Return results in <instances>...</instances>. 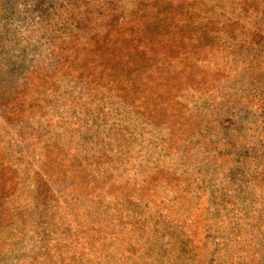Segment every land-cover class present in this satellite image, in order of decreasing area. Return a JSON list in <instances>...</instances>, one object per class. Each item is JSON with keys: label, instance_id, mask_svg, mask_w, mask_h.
<instances>
[{"label": "rangeland", "instance_id": "rangeland-1", "mask_svg": "<svg viewBox=\"0 0 264 264\" xmlns=\"http://www.w3.org/2000/svg\"><path fill=\"white\" fill-rule=\"evenodd\" d=\"M263 3L0 0V264H43V252L48 249L44 242L49 239L50 249L60 243V226L69 224L71 218L59 217L47 226L44 213L37 219L41 226L37 230V223H18L20 218L6 211L10 204L33 200L37 205L33 209L41 214L46 202L43 194L37 193L41 187L52 191L59 206L64 202L77 212L82 210L80 200L96 199L98 203L121 192L118 206L108 215L114 217L110 218L111 226L106 225L108 237L101 244L100 239L88 241L93 251L84 264L88 260L94 264H220L218 230L229 215L228 207L223 210V203L205 190L207 184L199 185L197 175L190 182L178 183L177 179L194 173L200 161H213V167L221 169L217 143L226 137V149L232 150L230 127L251 128L258 120L240 110L250 92L249 77L237 79L242 69L234 65L226 64L230 69L222 73V63L235 54L238 34L232 35V31L240 24L237 13L245 16L248 9L263 8ZM52 17L51 24H64L57 33L49 22ZM252 24H241L244 33L251 31ZM219 38L227 40L224 50L211 51ZM56 68L71 70L57 95L47 90L46 83ZM44 90L50 96L49 103L57 100L64 116L62 112L61 116L52 114L58 111L56 106H48L47 100L39 102L37 96ZM78 96L84 98L76 111L73 100ZM82 111L95 117L97 129L105 124L108 129L115 126L112 133L122 142L105 151L106 157L113 158L105 165L109 170L91 175L84 184L47 172L49 165L61 163L46 153L48 144L43 141L48 132L62 142H74L76 135H84L74 123L85 118ZM64 120L67 122L61 125ZM68 122L73 124L66 126ZM127 126H132L133 133L128 132L130 139L122 141ZM38 127H44L45 132ZM206 131L208 137L202 134ZM16 145L19 152H15ZM188 149V157L181 155ZM192 150H196L195 162ZM11 151L16 153L11 155L13 159H4L5 152ZM119 155L123 156L121 162L114 160ZM32 157L45 172V179L51 181L50 187L44 177L38 180L27 175L26 163L30 164ZM32 166L36 168L35 162ZM146 167L148 178L138 181L132 177ZM229 178L232 182V174ZM132 180L135 184H130ZM125 197L133 199L135 208L126 216L123 226L128 224L127 232L117 228L115 219ZM10 226L23 234L11 251L2 249L3 234ZM50 230L55 233L51 238Z\"/></svg>", "mask_w": 264, "mask_h": 264}, {"label": "trees", "instance_id": "trees-1", "mask_svg": "<svg viewBox=\"0 0 264 264\" xmlns=\"http://www.w3.org/2000/svg\"><path fill=\"white\" fill-rule=\"evenodd\" d=\"M257 1L258 3L260 1L264 2V0ZM54 19L55 17L49 19L50 24ZM236 20L239 21L240 24L234 25L236 30L232 31V35L235 33L238 34L237 39L234 41L235 54L231 58L223 60L224 62L222 65H225L222 73L228 72V69H230L228 66L234 65L233 68L242 69L237 79L241 78V76L249 77L250 92L245 96L246 100L243 102L240 110L243 114L252 115L258 118V120L254 122L251 128H246L241 125H236L235 128L230 127L229 137L231 145L234 147L232 150L226 149V139H228L226 137L217 143V147L221 151L219 155L222 163L221 169L216 170V168L213 167V161H207L205 164H203V161H200L201 163L198 165L199 167L193 171L194 173L189 172L188 174L181 175L177 179V182H190L192 177L197 175L199 185L202 186L205 185V183L207 184L205 190L212 192L216 199L223 203V210L225 207H228L229 215H226L221 221L218 230L217 256L220 260V264H264V7L248 9L247 15L245 16L241 15V11H239ZM245 21H253L252 29L248 33H244L242 30L241 24ZM63 25L62 23L59 26L51 24L52 30L56 29L55 32L57 33L58 28ZM226 38L227 36H222V39ZM226 41L219 38L218 46H212L211 51H213V49L223 51L227 44ZM96 47L100 48L97 45ZM54 71L55 72L49 73L46 83L47 90L57 95V92L61 90L63 85L62 82L70 77L71 70L66 72L60 68H56ZM84 96H78L73 100L76 111H79V108H81ZM49 97L46 90L37 96L40 103L44 104V101L47 100L48 106H56L55 112L58 111V113L52 114L61 116L62 112L64 116V110L59 108L57 100H53L51 104L48 100ZM222 107L228 108L229 106L222 105ZM37 108L38 112L41 111V105L37 106ZM82 113L85 115L84 119L74 120L75 129L77 130V127L79 129L82 128L81 132L84 133V135H76L78 141L63 140L62 142V140H58V137L50 134V132L46 133V137L43 138V141L48 144H45L47 145V147H45L46 153L53 156L54 161L61 163V165L57 167L49 165L47 172L54 177L58 174H62L65 180H69L72 183H76L77 180H80L79 183L84 184L89 183L87 179L92 177L93 174L103 171L102 169L109 170L105 168V165H109L113 158L106 157L105 151L116 143L122 145V142L120 141L121 139L119 140V137L114 136L112 133L117 130V128H114L115 126L111 124L108 129L105 124L102 128L97 129L93 122L95 121V117L85 113V111H82ZM14 118H16L15 115ZM239 120L243 121L244 119L240 118ZM66 122L67 121L64 120L61 125H64ZM70 124L73 123L68 122L66 126ZM143 127H146V125H142L141 128ZM38 128H40L41 132H43V130L45 132L44 127ZM127 129V136H123L122 141L130 139V133L128 132L132 130L133 133L132 126H127ZM209 130H211V127L208 125V131ZM94 131L97 133L96 136L92 135ZM208 131L205 133L202 132L203 136L208 137L206 135ZM94 138L96 142H94ZM61 144H63L61 148H56ZM64 147H66V149L73 147L74 149H72L71 152H64L66 150H63ZM50 148L52 150H50ZM116 148L119 150L120 146ZM172 148H174V145H172ZM15 149V152L20 151L18 145L15 146ZM8 150L10 151V149ZM15 152H5L3 158L5 159L8 157L9 160L13 159L11 155H15ZM188 152L189 149L180 154L188 157ZM194 153L196 154V150L190 152L192 156ZM19 155H21V153ZM122 157V155H119L114 160L121 162L120 159ZM196 159L199 158L197 157ZM35 160L36 159L32 157L31 163H26L27 175L29 177L36 176V179L40 180V176L44 177L43 173L45 172L39 168V164H36L37 160ZM193 161H196L195 156H193ZM34 162L36 168L32 166ZM99 164L102 168L98 167ZM166 168H168V165ZM148 174L149 171L146 167L138 176L136 173H133L132 177H138V181H140L148 178ZM231 174L233 176L232 182L229 178ZM250 177L251 179L247 181ZM45 178L46 177L42 180L46 183L47 187H50L51 181ZM58 181V185H61V180L58 179ZM135 181L132 180L130 184H135ZM76 187L77 185L75 188ZM81 190H84V186L81 187ZM72 191L73 190H71V193ZM37 193L43 194V198L46 201L43 205L44 209L41 214L37 208L33 209V206H37L32 204L33 200H29L25 201L23 204L17 203L6 206V211H9H7L8 215H12V217L16 219L20 218L18 223H31L34 225L37 223V219L42 217L45 213L43 220L47 223V226H50L52 222L54 220L56 221L59 217H61V219L64 217L68 219L71 218L68 222L69 224L60 226L62 233L60 234V243L58 245H53V248L50 249L48 246L50 245L49 239L44 242L43 247L48 249H45L43 252L46 256V261L43 262V264H84L86 261L85 257H89L88 255L90 254L92 256L91 252L93 251V246H91L88 241L93 238L100 239L98 243L101 244L103 242L102 239L108 237L109 232L106 229V225L111 226V224H109L110 218H114L108 215L114 211L111 208L118 206L117 201L121 200V192L118 191L117 194L98 203L96 199H86L87 203L80 200L79 202L83 204V206L82 210L80 209L79 212H77V210H72V208L67 205L64 206V202H61L59 206L56 196L52 194L50 189H43L41 187L38 189ZM58 193H61V189ZM202 195H204V193ZM96 203L97 206L95 205ZM133 205V199L129 197H125L120 203L121 210L118 209L120 213L116 215L119 216V218L115 216V219L119 222L117 228H119L120 231L124 230V232H127L128 224L126 227L123 225L127 223L126 216L130 213H134L135 208ZM65 207H67V209L70 208L68 212H66L67 209L62 211ZM94 207L97 208L92 210ZM85 208L91 211L89 212ZM1 215L0 220L2 219ZM86 216H88V218ZM123 216H125V219ZM36 225H38L36 229L39 230L41 226L38 223ZM17 230V227L10 226L7 229V233L3 234L2 249L11 251V249L17 245L23 235ZM54 234L55 233L51 230L48 233L50 238L54 236ZM94 243L96 242L94 241L93 245ZM87 249L90 250L87 251ZM75 256L79 260L74 259ZM87 264L94 263H90L88 260Z\"/></svg>", "mask_w": 264, "mask_h": 264}]
</instances>
